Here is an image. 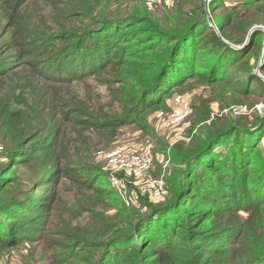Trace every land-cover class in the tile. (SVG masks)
<instances>
[{
    "label": "trees",
    "instance_id": "1",
    "mask_svg": "<svg viewBox=\"0 0 264 264\" xmlns=\"http://www.w3.org/2000/svg\"><path fill=\"white\" fill-rule=\"evenodd\" d=\"M56 1L63 4L68 15L48 3L49 11L59 15V22L50 16L41 27L33 21L16 20L15 4L9 14L12 1L0 0V7L6 12L1 24L6 26L8 35L14 36L13 47L17 49V54L9 55L6 61L0 56V77L12 78L8 65L12 71L26 67V75L14 77L30 90L31 97L35 96L30 105L23 103L27 110L21 112V117L15 108H10L18 103L19 95L15 96L13 90L9 93L6 81H0V121L6 111L17 116L4 119V134L10 138L9 130L18 129L11 136L16 145L9 147V162L0 171V237L5 242L11 237L31 238L37 230L46 236L49 225L43 220L45 195H33L28 183L21 184L17 177L23 168H53L57 147L65 138L77 134V140L85 143V133H78L76 128L90 129L91 135L99 137L97 144L92 139V146L111 144L125 126L136 125L149 134V114L165 107L170 94L195 78L227 85V90L239 99L250 93L254 82L263 87L264 93V82L250 60L253 54L259 55L261 32L243 49L225 42L229 36L223 25L229 22L233 10L213 16L224 41L209 22L196 17L186 18L178 30L160 37L152 19L145 26V21L135 16L134 20H116L119 18L115 13L104 12L107 0ZM241 1L250 6L264 0ZM214 4L216 9L219 5L217 1ZM11 17L12 21L6 24ZM76 18L82 20L71 22ZM132 22L129 27L127 23ZM136 31L142 32L133 34ZM261 64L264 70V62ZM231 75L237 78L234 84L227 79ZM90 77L107 87L106 104L89 107L84 98L56 89L67 85L71 90L76 82ZM41 97L50 110L45 117L39 110ZM19 117L23 123L18 122ZM260 117L256 121L258 130L231 123L209 128L195 137L199 141L191 148L178 144L172 154L169 141L164 137L156 140L157 150L167 154L174 166L166 176L170 197L166 206H147L146 211L139 212L128 209V216L122 215L115 222L95 216L105 235L113 225L122 223L112 229L114 236L104 240L106 248L119 249V264H171V258L176 261L174 264H264V158L263 150L255 152L258 136L264 130V116ZM56 134L61 136L58 142ZM153 136L157 138L155 133ZM219 143L224 148L216 152L214 148ZM8 164L14 167L13 171L9 172ZM90 165L86 166L89 170L102 171V165L100 169ZM83 171L81 176L88 174L86 169ZM95 175L98 181H104V186H94L90 180L88 189L94 190L99 201L109 200L118 206L121 200L108 183L107 174L102 171ZM45 180L50 183L49 176ZM41 184L38 181L36 186ZM81 191H77L75 201ZM83 207L84 204L79 206ZM91 211L88 209L94 217ZM76 213H72L73 217ZM98 240L100 237L92 239L89 245H96ZM143 242L150 247L143 246ZM151 247L160 250L150 254L155 249ZM108 257L107 252L96 264L107 263Z\"/></svg>",
    "mask_w": 264,
    "mask_h": 264
},
{
    "label": "rangeland",
    "instance_id": "2",
    "mask_svg": "<svg viewBox=\"0 0 264 264\" xmlns=\"http://www.w3.org/2000/svg\"><path fill=\"white\" fill-rule=\"evenodd\" d=\"M11 1L9 14L13 4H15L16 20L22 22L33 21L41 27L50 16H53L59 22V15L49 11L48 6L50 5L48 3L55 5L57 10L64 12L65 15H68L69 12L63 4L56 0ZM107 1H109V4L104 12L115 13V16L119 18L116 20H134L135 16L136 19L145 21V26H149L150 19H152L155 28L160 32V37L178 30L180 24L184 23L186 18L196 17L209 22L220 38L225 41L221 30L214 22L213 16L218 13L228 14L230 10H233L229 22L223 25L225 27L224 31L229 36L225 42L238 49H243L250 44L253 37L261 32V39L262 37L263 39L261 40L262 47L259 55L256 57L253 54L250 60L255 73L264 82V70L261 68V62H264V35L262 36V32L264 33V1L255 2V5L250 6H246L241 0ZM216 1L219 6L214 9L213 6L216 5L214 4ZM5 15L6 12L0 7V56L2 60L6 61L9 55L17 54V49L13 47L14 36L8 35L6 26L1 24ZM87 15L93 17L90 13ZM81 20L76 18L72 19L71 22H80ZM10 21H12V17L6 24ZM127 25L132 27L133 22L132 24L127 23ZM149 29L150 27L145 30ZM140 32L142 31H136L133 34ZM42 36V33H40L39 37ZM9 39L11 41L8 43ZM253 50L256 51V47ZM130 67L136 68L133 64ZM6 69L8 75H14H11L10 80L9 76L6 80L0 77V81L1 83L6 81L9 93L13 90L15 96L19 95L18 105L13 103L10 108H15L17 114L23 117L24 114L21 112L27 110V105H23V103L26 102L30 105L35 99V96L31 97L30 90L19 85L21 81L16 78L17 76L26 75V67L12 71L8 65ZM15 75L16 77H14ZM231 76L227 79L231 84H234L237 78H235V75ZM242 77L245 78V74ZM35 85L41 87L38 83H35ZM66 86H56V89L71 96L84 98L89 107L104 105L108 102L107 87L96 77H90L83 82H76L71 90H68L69 88ZM228 87L223 84H210L204 79L195 78L170 94L166 99L165 107L149 114V134L137 129L136 125L125 126L120 129L116 139L111 144L105 145L103 143L92 146V139L97 144L99 137L91 135L90 129L83 127L81 130L76 128L78 133H85V136H82L83 139L86 138L85 143H80L77 140V134H74L70 139L65 138L61 141L57 147L56 154L58 158L53 168L48 169L49 167L46 166L41 171L23 168L17 178H20L21 184L28 183V190L33 195L36 192L44 193L47 206L43 214V220L49 226L46 236L37 233V230L31 238L23 239L25 241L20 240L18 237H11L9 242H5L0 237V264H96L107 252L109 257L108 262L105 264H119V249L117 251L113 247L106 248L104 240L114 236L112 229L121 227L122 223L119 222L113 225L108 235H105L102 234L103 228L96 222L95 216L104 221L115 222L122 215L128 216V209H135L139 212L141 210L146 211L147 206L151 208L166 206L165 201L169 202L170 198L166 176L170 173V169L173 170L174 166L172 159L167 154L157 150V139L164 137L169 141L172 154L173 148L178 144L185 146V148H191L199 141L195 137L200 133H205L209 128L222 127L229 123L240 127L247 126L254 130L257 128L256 121L261 118L260 116H264L263 87L254 82L250 93L240 99L236 94H232L227 90ZM239 90L243 89L239 88ZM53 91L57 92L54 89ZM20 94H22L21 97ZM42 99L43 97L39 99L38 104L41 114L45 117L50 110L46 108L45 103L41 101ZM15 116L6 111L0 121V171L9 162L7 153L9 147L16 145L11 136L18 130L17 128L9 130L10 138H7L2 128L4 126L3 122L4 119L14 118ZM18 122L23 123L21 118ZM261 132L263 134L260 133V136H258L259 146L256 147L255 150L257 151L255 152H262L261 150H263L261 156L264 158V130ZM154 133L157 138L153 136ZM55 140L56 142L60 141L61 136L56 134ZM140 148L149 149L152 154V163L147 170L139 173L128 169H122L117 173L113 171L114 165L123 154ZM223 148L224 145L219 143L214 149L217 152ZM87 165H90V167L97 166L99 169L101 168L99 166L102 165L101 169L107 174L108 183L110 182L115 191H113L114 194L121 200L118 206H115L109 200L99 201V198L94 195V190L88 189L90 180L97 187H103L104 181H98L95 175L102 171L89 170L86 167ZM10 167L9 172L14 170V167L8 164L7 168ZM83 169H86L88 174L84 173L81 176L84 172ZM201 169L202 166L199 167L198 171L200 172ZM46 176H49L50 183H45L47 180L43 181ZM90 176H93V179ZM80 178L87 180H80ZM159 180L163 182H159ZM38 181L42 184L37 187L36 183ZM81 181H84L85 184L83 185ZM78 190L82 191L75 201ZM82 204H84V207L79 208ZM88 209H92L91 212H94V217L91 213H88ZM74 211H77V213L73 217L72 213ZM244 215L247 216L246 213ZM70 232L72 233L70 234ZM98 237H100V240L97 241L96 245H89L92 239ZM81 240L83 241L82 245H80ZM155 244H157V241H155ZM142 245L150 247L151 244L143 242ZM151 248L155 249H150L153 250L150 254H155L160 250V247ZM175 262L171 258V264Z\"/></svg>",
    "mask_w": 264,
    "mask_h": 264
},
{
    "label": "built area",
    "instance_id": "3",
    "mask_svg": "<svg viewBox=\"0 0 264 264\" xmlns=\"http://www.w3.org/2000/svg\"><path fill=\"white\" fill-rule=\"evenodd\" d=\"M150 147V146H149ZM1 156V150H0ZM152 163V154L149 149H134L127 154H123L119 161L114 165L113 171L119 172L122 169L132 170L136 173L147 170ZM159 182H163L159 180Z\"/></svg>",
    "mask_w": 264,
    "mask_h": 264
}]
</instances>
